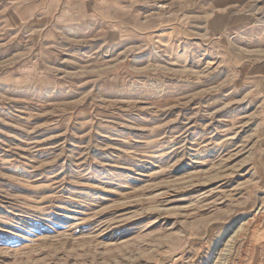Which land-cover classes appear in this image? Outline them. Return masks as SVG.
I'll use <instances>...</instances> for the list:
<instances>
[{
    "label": "rangeland",
    "instance_id": "obj_1",
    "mask_svg": "<svg viewBox=\"0 0 264 264\" xmlns=\"http://www.w3.org/2000/svg\"><path fill=\"white\" fill-rule=\"evenodd\" d=\"M263 218L264 0H0V264H264Z\"/></svg>",
    "mask_w": 264,
    "mask_h": 264
},
{
    "label": "bare ground",
    "instance_id": "obj_2",
    "mask_svg": "<svg viewBox=\"0 0 264 264\" xmlns=\"http://www.w3.org/2000/svg\"><path fill=\"white\" fill-rule=\"evenodd\" d=\"M156 109H157V108H156ZM209 168H210V167H209ZM205 171H206V170H205ZM208 172H209V171H208ZM206 182H207V181H206ZM196 185H197V184H196ZM255 214H257V213H255ZM252 217H253V216H252ZM256 218H257V217H256ZM263 219H264V218H263ZM263 219H262V220H263ZM259 221H260V220H259ZM254 223H255V222H253V224H254ZM256 223H257V222H256ZM247 224H248V223H247ZM250 224H251V223H250ZM251 225H252V224H251ZM256 225H257V224H256ZM258 225H259V224H258ZM252 226H253V225H252ZM255 227H256V226H255ZM255 227H254V229H255ZM252 229H253V228H252ZM254 229H253V230H254ZM248 234H249V233H248ZM253 243H254V242H253ZM254 244H255V243H254ZM258 246H259V245H258ZM238 251H239V250H238ZM260 264H261V263H260Z\"/></svg>",
    "mask_w": 264,
    "mask_h": 264
}]
</instances>
